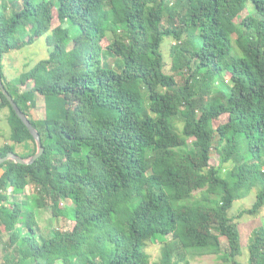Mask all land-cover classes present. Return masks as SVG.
Listing matches in <instances>:
<instances>
[{"label":"trees","instance_id":"trees-1","mask_svg":"<svg viewBox=\"0 0 264 264\" xmlns=\"http://www.w3.org/2000/svg\"><path fill=\"white\" fill-rule=\"evenodd\" d=\"M21 1L0 13L2 60L43 35L51 50L14 82L1 61L3 85L44 149L32 165H0L3 252L6 261L14 245L19 253L5 263L150 264L158 242L159 264L211 255L264 264V225L241 262L236 222L264 207V0ZM166 38L182 85L166 72ZM105 53L121 59L119 71ZM39 96L45 114L34 121ZM4 109L12 144L0 158L33 156L0 91ZM252 190V206L231 217ZM46 208L70 229L39 236L35 212Z\"/></svg>","mask_w":264,"mask_h":264},{"label":"rangeland","instance_id":"rangeland-1","mask_svg":"<svg viewBox=\"0 0 264 264\" xmlns=\"http://www.w3.org/2000/svg\"><path fill=\"white\" fill-rule=\"evenodd\" d=\"M0 13H4L6 16H10L12 13L19 11L22 5L21 0H0ZM5 5V6H4ZM7 7V8H6ZM58 20H54L53 27L57 26ZM71 32L75 33L76 29L71 28ZM173 44L172 39L166 38L161 46V50L167 64L166 72L176 77L178 84L182 85L183 78L181 75L172 72L170 46ZM104 48L108 47V44L103 42ZM51 48L48 47L46 35L39 37L33 44L25 46L19 50H12L3 55L2 60V71L4 72L8 82L17 81L23 73L28 72L38 62L48 58L49 51ZM104 62L119 71V66L122 65L120 58L115 57L111 53L104 54ZM23 88V87H22ZM36 107L29 110V115L34 121L42 120L45 114V102L43 97H36ZM8 109H4L0 112V147L4 144H12L10 141L11 129L7 121ZM181 122H178V128L181 129ZM24 152L22 146H16V153L21 154ZM213 161L215 165L218 164V157L214 153ZM27 195L33 194V188L30 186L27 189ZM255 201V190H252L248 196L234 202L232 209L229 212L231 217H235L241 210L248 209L252 206ZM31 202V201H29ZM66 203H62L64 206ZM35 218L37 221V232L39 236H46L48 231L59 230L61 232L70 229V222H67L63 218H53L49 208L37 210L35 212ZM238 222V232L240 235V244L242 249V256L239 257V261L246 262L248 259V241L255 228L264 225V207L260 214L256 217L244 216L241 219H236ZM9 236L5 234L0 238V264H6L5 262H11L16 260L19 256L17 252V246L15 245L9 252L8 261H6V255L3 252V244L9 241ZM162 244L156 242L149 245L147 248L148 254L151 256L150 264H159ZM9 264V263H8ZM60 264V263H58ZM183 264V263H181ZM191 264H223L219 256H203L193 258Z\"/></svg>","mask_w":264,"mask_h":264},{"label":"water","instance_id":"water-1","mask_svg":"<svg viewBox=\"0 0 264 264\" xmlns=\"http://www.w3.org/2000/svg\"><path fill=\"white\" fill-rule=\"evenodd\" d=\"M1 61L2 57L0 54V69H1ZM0 91L5 96L7 101L9 102L11 108L15 112L16 116L20 119V121L24 124V126L27 128L31 136L33 137L36 146L37 151L36 153L29 157V158H21L18 155L10 152L6 156L0 158V165L7 162V161H13L16 164L20 165H32L38 158H40L44 152V149L41 145L40 136L38 131L33 127L29 119L26 117V115L20 110V108L17 106V104L14 102L13 98L9 95L7 90L5 89L3 82L0 77Z\"/></svg>","mask_w":264,"mask_h":264},{"label":"crops","instance_id":"crops-1","mask_svg":"<svg viewBox=\"0 0 264 264\" xmlns=\"http://www.w3.org/2000/svg\"><path fill=\"white\" fill-rule=\"evenodd\" d=\"M11 82V81H10Z\"/></svg>","mask_w":264,"mask_h":264}]
</instances>
